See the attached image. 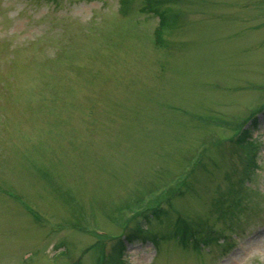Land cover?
I'll use <instances>...</instances> for the list:
<instances>
[{
	"label": "rangeland",
	"instance_id": "obj_1",
	"mask_svg": "<svg viewBox=\"0 0 264 264\" xmlns=\"http://www.w3.org/2000/svg\"><path fill=\"white\" fill-rule=\"evenodd\" d=\"M156 5L0 0V264H264V0Z\"/></svg>",
	"mask_w": 264,
	"mask_h": 264
},
{
	"label": "trees",
	"instance_id": "obj_2",
	"mask_svg": "<svg viewBox=\"0 0 264 264\" xmlns=\"http://www.w3.org/2000/svg\"><path fill=\"white\" fill-rule=\"evenodd\" d=\"M152 1L153 4L156 5V1L157 0H150ZM157 6V5H156ZM157 12L159 13L160 15V25L163 26V27H166V26H169L172 24V22H174V17L171 16V20L168 18V15H167V12L165 11L166 8L162 9V10H159V6H157ZM250 134V130L249 129H244L241 134L238 136V140L241 141V142H245L246 141V138L249 136ZM184 233L187 234L188 238L190 239H194V235L189 231V230H184L183 231ZM209 238V236L207 235V239ZM198 238H196L197 240ZM206 239V240H207ZM122 242V241H121Z\"/></svg>",
	"mask_w": 264,
	"mask_h": 264
}]
</instances>
